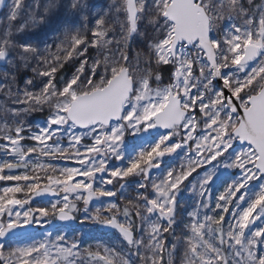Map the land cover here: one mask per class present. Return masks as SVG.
<instances>
[{
    "label": "snow or ice",
    "instance_id": "6c2138e0",
    "mask_svg": "<svg viewBox=\"0 0 264 264\" xmlns=\"http://www.w3.org/2000/svg\"><path fill=\"white\" fill-rule=\"evenodd\" d=\"M7 7L0 264H176L181 249L180 264H264V0ZM79 201V227L116 242L82 247L61 230Z\"/></svg>",
    "mask_w": 264,
    "mask_h": 264
},
{
    "label": "rangeland",
    "instance_id": "374dc122",
    "mask_svg": "<svg viewBox=\"0 0 264 264\" xmlns=\"http://www.w3.org/2000/svg\"><path fill=\"white\" fill-rule=\"evenodd\" d=\"M11 2V0H7V3L5 5V7L3 8V10L0 13V18H4L6 16V13L8 11V7L7 5ZM30 2V0H26V3ZM47 0H41V5H43L44 3H46ZM94 2H96L98 5H107L110 0H94ZM41 11H43V8H41ZM54 26V25H53ZM141 31H143V26H141ZM37 36L41 37L43 36V32L42 31H38L36 33ZM52 33L49 32V36H51ZM137 39H139V37H137ZM138 50V45L134 44L133 45V55L135 54V51ZM6 70V69H0V75H2V72ZM70 74V73H69ZM153 87H155V85H153ZM46 116V113L41 114L39 112L37 113H33L30 116H28L26 119L28 120L29 123H36L39 122L41 120H43V118ZM66 142V141H65ZM87 142V141H86ZM3 154L0 153V157H2ZM166 161H169L170 158L169 157H165ZM53 163L58 164L60 166H73V162L72 161H64V160H60V161H53ZM177 164H179V160L176 161ZM167 166H171V163H168ZM15 174V173H13ZM233 179V176L230 175L228 172H224L222 173L218 179L214 180V182L211 184V190H210V196H211V200H212V207H215V199L216 196L219 194V192L223 191L224 187L226 186V184L228 182H230ZM5 182H0V186H4ZM135 185H133L134 187ZM109 189L111 190H118L120 185L119 184H115L114 186H108ZM196 199H198V195L195 197ZM182 201H187L188 203H192V199L190 198V194L185 191L184 195L181 197ZM47 199H35V202L32 203V207L36 208V207H40V206H45ZM117 203H121V206L123 205V202H121L119 200V198H117ZM98 204H92L91 206V210H90V214L91 212H94L96 207H98ZM244 206H247L246 204ZM77 207L80 209V212L76 213V221L75 223L71 226V228H62V231H66L68 233L69 238L72 237H78L80 235H82L84 237L83 239V246H87L89 244L95 246V244L97 242L101 243V244H111L116 242V236L117 234L115 233V231H108L103 229L101 224H98L94 221H88L86 222L83 226L82 229L81 227H79L80 225V213L83 211L84 208V204L83 201H79L77 202ZM47 226H44V228L38 229L39 231H43L46 229ZM39 238V237H37ZM182 249L180 253H177V255L175 257H173V259L175 260L176 264H180V259L179 256L182 254ZM167 259V257H166Z\"/></svg>",
    "mask_w": 264,
    "mask_h": 264
},
{
    "label": "water",
    "instance_id": "95a60500",
    "mask_svg": "<svg viewBox=\"0 0 264 264\" xmlns=\"http://www.w3.org/2000/svg\"><path fill=\"white\" fill-rule=\"evenodd\" d=\"M6 3H7V0H6V2H5L4 5L0 6V13H1V11L3 10V8L5 7ZM37 199H47V197H44V198H37ZM102 227H103V229H105V230H108V231H114V230H110V229L105 228L103 225H102Z\"/></svg>",
    "mask_w": 264,
    "mask_h": 264
},
{
    "label": "trees",
    "instance_id": "16d2710c",
    "mask_svg": "<svg viewBox=\"0 0 264 264\" xmlns=\"http://www.w3.org/2000/svg\"><path fill=\"white\" fill-rule=\"evenodd\" d=\"M167 75H168V73H167V71H165V72H164L165 82H167Z\"/></svg>",
    "mask_w": 264,
    "mask_h": 264
}]
</instances>
